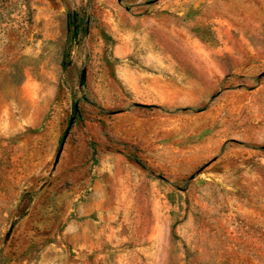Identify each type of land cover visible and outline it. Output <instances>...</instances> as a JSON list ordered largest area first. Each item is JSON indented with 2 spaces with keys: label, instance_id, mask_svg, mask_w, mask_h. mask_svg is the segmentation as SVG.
Wrapping results in <instances>:
<instances>
[{
  "label": "rangeland",
  "instance_id": "1",
  "mask_svg": "<svg viewBox=\"0 0 264 264\" xmlns=\"http://www.w3.org/2000/svg\"><path fill=\"white\" fill-rule=\"evenodd\" d=\"M0 264H264V0H0Z\"/></svg>",
  "mask_w": 264,
  "mask_h": 264
},
{
  "label": "water",
  "instance_id": "2",
  "mask_svg": "<svg viewBox=\"0 0 264 264\" xmlns=\"http://www.w3.org/2000/svg\"><path fill=\"white\" fill-rule=\"evenodd\" d=\"M68 133H69V129L67 130V132H66V134H65L64 141H65V139H66ZM62 148H63V145H62V147L60 148V150H59V152H58V156H57L58 158L60 157V154H61V152H62Z\"/></svg>",
  "mask_w": 264,
  "mask_h": 264
}]
</instances>
